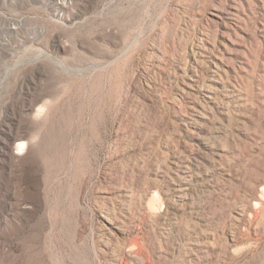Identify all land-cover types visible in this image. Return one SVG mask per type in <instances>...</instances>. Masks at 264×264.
<instances>
[{"label": "rangeland", "instance_id": "1", "mask_svg": "<svg viewBox=\"0 0 264 264\" xmlns=\"http://www.w3.org/2000/svg\"><path fill=\"white\" fill-rule=\"evenodd\" d=\"M56 1L0 0V264H264V0Z\"/></svg>", "mask_w": 264, "mask_h": 264}, {"label": "built area", "instance_id": "2", "mask_svg": "<svg viewBox=\"0 0 264 264\" xmlns=\"http://www.w3.org/2000/svg\"><path fill=\"white\" fill-rule=\"evenodd\" d=\"M72 0H57L53 5V12L51 15L53 18H57L59 20H64V12L63 9H68L72 5ZM55 7V8H54ZM24 24V18L17 19L14 22H9L10 28L13 30H19ZM36 29V28H35ZM38 33L36 30L32 32L30 36H28L27 40L33 41V43L37 40ZM27 38V37H26ZM8 39L5 38V11L0 10V60L2 61L3 65L0 66V71L5 72V42ZM20 45H23V40L19 39ZM21 49V48H20ZM19 49V50H20ZM28 49L24 48L23 52H27Z\"/></svg>", "mask_w": 264, "mask_h": 264}, {"label": "bare ground", "instance_id": "3", "mask_svg": "<svg viewBox=\"0 0 264 264\" xmlns=\"http://www.w3.org/2000/svg\"><path fill=\"white\" fill-rule=\"evenodd\" d=\"M26 145L27 144L23 141L22 143H20L19 149L22 151L23 149H25Z\"/></svg>", "mask_w": 264, "mask_h": 264}]
</instances>
